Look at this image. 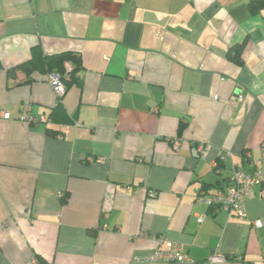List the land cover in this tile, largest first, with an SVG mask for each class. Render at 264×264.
I'll list each match as a JSON object with an SVG mask.
<instances>
[{"label": "crops", "instance_id": "0c3cea01", "mask_svg": "<svg viewBox=\"0 0 264 264\" xmlns=\"http://www.w3.org/2000/svg\"><path fill=\"white\" fill-rule=\"evenodd\" d=\"M247 3L0 0V264H161L143 260L157 235L192 264H264L263 199L245 218L196 199L234 165L264 175V21ZM33 48L79 56L66 121L18 118L57 101L44 71L8 74Z\"/></svg>", "mask_w": 264, "mask_h": 264}, {"label": "built area", "instance_id": "2783aa9c", "mask_svg": "<svg viewBox=\"0 0 264 264\" xmlns=\"http://www.w3.org/2000/svg\"><path fill=\"white\" fill-rule=\"evenodd\" d=\"M64 66L67 71L72 67L69 62H65ZM47 81L51 84L57 96L62 95L64 84L58 74H48ZM31 110V102H24L18 118L28 124H48L51 121L48 116L33 114ZM0 117L9 119L10 113L2 110L0 111ZM195 147L200 158L205 157L209 150V145L206 143H197ZM228 156V151H222L217 155V158L210 161V165L216 173H222L223 167L219 165V162H223ZM261 162L264 163V148L262 149ZM256 194L264 200V175L262 168L252 163V168L250 169H245L241 165H234L232 167V174L229 177V184L226 187L217 188L214 192L210 193L200 190L196 195V199L215 209H224L230 214L233 213L240 218H245L244 200ZM253 224L258 227L261 225V221L255 220ZM140 235L148 236L144 231H141ZM153 239L155 240V247L143 259L148 263L192 264L194 262L179 244L169 241L166 236L157 235L153 236ZM236 258L240 259L241 256L238 255ZM225 260V255L219 252H213L207 257L208 264L220 263Z\"/></svg>", "mask_w": 264, "mask_h": 264}, {"label": "trees", "instance_id": "16d2710c", "mask_svg": "<svg viewBox=\"0 0 264 264\" xmlns=\"http://www.w3.org/2000/svg\"><path fill=\"white\" fill-rule=\"evenodd\" d=\"M247 6H248V10L251 13L260 14L264 21V0H248ZM241 48L242 46L240 45L239 48H236L235 53L231 55V59L235 63L241 62V53H240ZM65 62H69L72 66L71 69L68 71L65 69L64 66ZM79 62H80L79 56L72 51H61V52L44 55L41 52L37 51V49L33 48L31 50L30 57L22 61L21 63L14 65L13 67H10L8 69V74L14 75L16 71L20 70L24 72V74L26 75L27 77L26 80H28V78L30 79L31 73L35 70L38 71L42 70L46 73V75L50 73L58 74L61 80L63 81L64 91L62 95L57 96V101L55 105L51 108V113L49 114V116L51 115L52 118L50 117L49 118L54 121H64V120L66 121L67 120L66 114L64 110L61 108L62 106L61 98L68 85H70L73 81L76 80V70L79 66ZM219 163L220 166H223V162H219ZM213 171L215 172L214 169ZM200 190H205V187H203ZM209 207L215 209L214 207L211 206Z\"/></svg>", "mask_w": 264, "mask_h": 264}]
</instances>
